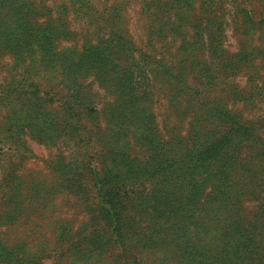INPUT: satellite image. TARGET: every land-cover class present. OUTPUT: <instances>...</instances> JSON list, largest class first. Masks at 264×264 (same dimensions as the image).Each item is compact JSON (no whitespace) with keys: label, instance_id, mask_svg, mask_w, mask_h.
I'll list each match as a JSON object with an SVG mask.
<instances>
[{"label":"rangeland","instance_id":"obj_1","mask_svg":"<svg viewBox=\"0 0 264 264\" xmlns=\"http://www.w3.org/2000/svg\"><path fill=\"white\" fill-rule=\"evenodd\" d=\"M110 41L115 69L78 63ZM21 263L264 264V0H0V264Z\"/></svg>","mask_w":264,"mask_h":264},{"label":"trees","instance_id":"obj_2","mask_svg":"<svg viewBox=\"0 0 264 264\" xmlns=\"http://www.w3.org/2000/svg\"><path fill=\"white\" fill-rule=\"evenodd\" d=\"M21 14L26 15L23 12H21ZM31 14L32 13H29V16ZM33 24V22L30 23L29 32H31ZM26 26L29 27V24ZM35 39L45 42V32H39ZM109 43H111V41L104 46L97 45L95 47L86 48L84 51L85 53L78 60V63L81 65H86L87 70L89 68H97L98 74L101 72L102 67L105 71H108L109 67L115 69L117 63L113 58V53L108 54L109 52H104ZM101 73L103 74V72ZM97 78L99 79V77ZM92 174L94 182L91 183V185H94L97 191V203L95 205L99 214V218L102 220L103 225L110 231L109 235H111L114 240L118 241L119 239H123L127 236L128 227L125 218V207L123 204L122 195L114 183V178L111 176L106 179L102 178L98 176L95 169H92ZM92 234L93 230H89L84 235L85 240L89 242ZM74 247H76L75 243H70L67 250L70 251ZM246 251L250 252L251 250L246 249ZM82 252H84L83 255L88 256L90 251L86 250Z\"/></svg>","mask_w":264,"mask_h":264}]
</instances>
